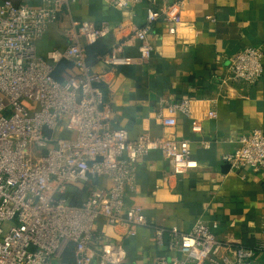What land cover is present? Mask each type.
<instances>
[{
  "label": "built area",
  "instance_id": "built-area-1",
  "mask_svg": "<svg viewBox=\"0 0 264 264\" xmlns=\"http://www.w3.org/2000/svg\"><path fill=\"white\" fill-rule=\"evenodd\" d=\"M32 1L5 0L0 11V264H72L63 261L71 244L74 264H131L125 245L108 240L98 221L125 228L129 236L150 225L142 206L127 203V194L137 188L139 159L161 153L174 177L200 164L190 139L175 134L154 138L148 132L131 139L128 129L115 127L104 88L109 73L152 57L154 23L162 18L180 23L183 2L149 8L147 24L132 28L140 56L124 54L121 42L99 56L107 67L100 71L88 63L86 46L107 37L111 25L73 19L66 29L70 46L42 56L38 42L70 0H41L40 6ZM105 1L126 9L143 0ZM63 60L72 61L76 72L60 81L55 70ZM263 73V48L249 46L232 58L222 82L255 84ZM166 110L159 117L168 129L177 126L178 113L193 114L190 100L169 103ZM208 117L217 118V111L210 110ZM63 129L74 136H62ZM192 131H203L201 119L193 117ZM236 142L224 161L242 175L264 172V130L241 134ZM93 178H105L109 185L91 188L81 203L70 201L71 185ZM218 226L202 218L190 230L155 226L157 246L181 256L160 254L153 264H254L264 253V225L250 246L219 239Z\"/></svg>",
  "mask_w": 264,
  "mask_h": 264
},
{
  "label": "crops",
  "instance_id": "crops-1",
  "mask_svg": "<svg viewBox=\"0 0 264 264\" xmlns=\"http://www.w3.org/2000/svg\"><path fill=\"white\" fill-rule=\"evenodd\" d=\"M20 4L22 0H12ZM183 2L181 22L165 18L156 21L149 38L153 55L146 61L120 66L109 73L105 101L112 105L115 127L126 128L130 138L143 133L154 138L175 134L192 141L193 157L199 168L182 177L169 176V162L152 152L137 163V188L127 194V203L144 208L150 225L137 228L135 236L125 228L98 221L100 232L108 240L123 243L131 264H153L160 254L181 256L176 250L160 248L155 242V226L190 230L199 218L219 224L216 234L223 241L234 240L253 245L264 225V172L242 175L223 159L237 147L241 134L264 130V73L255 84L229 82L232 58L249 46L264 51V0H143L120 9L105 0H70L58 15V22L38 42V52L46 56L52 49H67L71 41L66 29L72 20L107 22L112 32L94 45H87L88 63L96 70L107 67L99 56L125 42L124 54L138 58L140 41L133 27L147 24L148 9ZM5 0H0V11ZM30 4L40 6L41 0ZM76 72L72 61L63 60L55 77L64 81ZM190 100L192 117L178 113L175 128H166L159 117L169 103ZM216 110L217 118L208 117ZM193 117L202 120L203 131H192ZM62 136H74L61 131ZM202 141L211 146L204 147ZM109 185L105 178L77 182L68 197L75 204L87 198L91 188ZM168 241V238H167ZM207 264V263H206ZM254 264H264V253Z\"/></svg>",
  "mask_w": 264,
  "mask_h": 264
},
{
  "label": "trees",
  "instance_id": "trees-1",
  "mask_svg": "<svg viewBox=\"0 0 264 264\" xmlns=\"http://www.w3.org/2000/svg\"><path fill=\"white\" fill-rule=\"evenodd\" d=\"M248 246V245H247ZM63 261L74 264L75 262V245L71 244L63 256Z\"/></svg>",
  "mask_w": 264,
  "mask_h": 264
},
{
  "label": "rangeland",
  "instance_id": "rangeland-1",
  "mask_svg": "<svg viewBox=\"0 0 264 264\" xmlns=\"http://www.w3.org/2000/svg\"><path fill=\"white\" fill-rule=\"evenodd\" d=\"M7 101V99H5Z\"/></svg>",
  "mask_w": 264,
  "mask_h": 264
}]
</instances>
